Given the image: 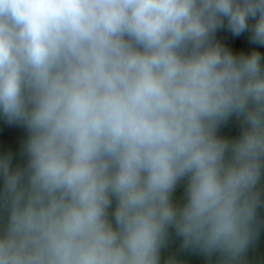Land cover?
I'll return each instance as SVG.
<instances>
[{
    "label": "clouds",
    "instance_id": "obj_1",
    "mask_svg": "<svg viewBox=\"0 0 264 264\" xmlns=\"http://www.w3.org/2000/svg\"><path fill=\"white\" fill-rule=\"evenodd\" d=\"M245 33L264 0H0V264H264Z\"/></svg>",
    "mask_w": 264,
    "mask_h": 264
},
{
    "label": "trees",
    "instance_id": "obj_2",
    "mask_svg": "<svg viewBox=\"0 0 264 264\" xmlns=\"http://www.w3.org/2000/svg\"><path fill=\"white\" fill-rule=\"evenodd\" d=\"M229 34L226 32H218L217 36L218 38H222V37H227ZM235 49L237 50H244V51H249L252 48H259L261 52H264V46L261 45H252L248 43L247 40V34H242L240 37L235 39V44H234ZM228 131V134H234L235 129L234 128H230ZM23 136V132L22 130H18L17 131V137L16 139L10 143L9 145H7V147L11 148V150L13 152H15L18 147H19V140L22 138ZM4 146L0 145V150L3 149ZM183 194V182H181L177 188L174 190L173 193V197L174 199H180L182 197ZM260 247L262 250H264V233H262L261 235V241H260ZM188 259V264H200V261L197 257L195 256H190L187 258Z\"/></svg>",
    "mask_w": 264,
    "mask_h": 264
}]
</instances>
